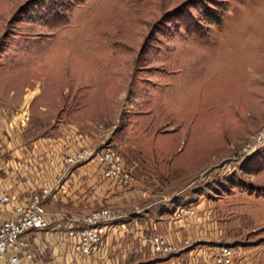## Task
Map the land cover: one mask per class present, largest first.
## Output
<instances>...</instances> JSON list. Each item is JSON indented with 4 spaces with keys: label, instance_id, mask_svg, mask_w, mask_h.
<instances>
[{
    "label": "rangeland",
    "instance_id": "obj_1",
    "mask_svg": "<svg viewBox=\"0 0 264 264\" xmlns=\"http://www.w3.org/2000/svg\"><path fill=\"white\" fill-rule=\"evenodd\" d=\"M41 3L0 0V87H40L45 126L112 148L147 202L200 207L213 262L264 264V0H83L59 25Z\"/></svg>",
    "mask_w": 264,
    "mask_h": 264
},
{
    "label": "crops",
    "instance_id": "obj_2",
    "mask_svg": "<svg viewBox=\"0 0 264 264\" xmlns=\"http://www.w3.org/2000/svg\"><path fill=\"white\" fill-rule=\"evenodd\" d=\"M27 89L25 85L18 94L0 87V201L10 199L0 202V226L17 217V206L44 190L50 191L44 200L49 226L28 233L33 257L21 254L20 264H214L215 243L205 239V227L217 223L199 216L200 207L194 216L184 217L181 206L147 202L141 193L106 180L96 159L69 164V157L92 145L78 139L76 132L62 137L57 126H45L43 110L49 104L41 100L34 105L42 95L40 87L27 103L26 97L37 88ZM29 110L40 126H26ZM110 208L117 220L109 224L99 253L77 254L76 239L69 233L89 213ZM157 235L168 240L171 253L154 251ZM13 256L8 253L0 264H10Z\"/></svg>",
    "mask_w": 264,
    "mask_h": 264
},
{
    "label": "built area",
    "instance_id": "obj_3",
    "mask_svg": "<svg viewBox=\"0 0 264 264\" xmlns=\"http://www.w3.org/2000/svg\"><path fill=\"white\" fill-rule=\"evenodd\" d=\"M259 140H264V132L260 134ZM92 159H97L106 180L135 191V176L127 169L123 158L112 148L84 149L69 157L67 161L76 165ZM49 194L50 191L44 190L41 194L34 195L29 202L17 206V217L0 226V259H6L10 252L14 254L9 259L10 264H20L21 254L32 259L27 235L30 231L48 228L44 200ZM1 202L7 203L10 199L3 197ZM115 220L117 217L108 209L86 215L81 226L69 233L76 239L74 251L85 257H93L99 253L108 226ZM152 243L154 251L158 254H169L173 250L163 237H155ZM236 258L237 253L232 247H223L215 256L214 264H234Z\"/></svg>",
    "mask_w": 264,
    "mask_h": 264
},
{
    "label": "trees",
    "instance_id": "obj_4",
    "mask_svg": "<svg viewBox=\"0 0 264 264\" xmlns=\"http://www.w3.org/2000/svg\"><path fill=\"white\" fill-rule=\"evenodd\" d=\"M83 0H42L40 6L44 8L45 21H52L54 24L59 25L67 21L69 11L76 5L80 4ZM208 20L215 24L222 22L221 15L208 16Z\"/></svg>",
    "mask_w": 264,
    "mask_h": 264
}]
</instances>
